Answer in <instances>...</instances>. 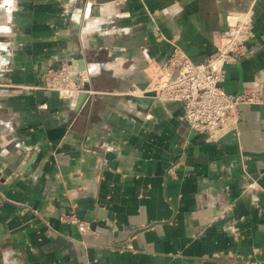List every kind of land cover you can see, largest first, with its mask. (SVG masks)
Listing matches in <instances>:
<instances>
[{
    "label": "crops",
    "instance_id": "obj_1",
    "mask_svg": "<svg viewBox=\"0 0 264 264\" xmlns=\"http://www.w3.org/2000/svg\"><path fill=\"white\" fill-rule=\"evenodd\" d=\"M248 10L225 91L260 100L235 131L207 141L181 102L127 94L173 45L203 62ZM64 63L92 66L88 97L40 88ZM79 262L264 264V0H0V264Z\"/></svg>",
    "mask_w": 264,
    "mask_h": 264
},
{
    "label": "built area",
    "instance_id": "obj_2",
    "mask_svg": "<svg viewBox=\"0 0 264 264\" xmlns=\"http://www.w3.org/2000/svg\"><path fill=\"white\" fill-rule=\"evenodd\" d=\"M222 29L214 39V50L201 63L193 62L177 45H173L167 58L156 65L144 89L134 84L128 95L150 97L154 100L179 101L183 105L184 119L189 128L207 141H216L237 129L240 118L239 106L260 100L257 84L240 93L225 91V66L249 55V42L254 36L250 10L243 13H224ZM157 39L162 35L154 31ZM92 66L84 72L70 64L48 68L42 75V89L54 91L59 98H71L87 92ZM174 167L168 174L174 177ZM59 220L74 225L81 235L89 233L88 223L74 212L61 213ZM75 264H87L79 262Z\"/></svg>",
    "mask_w": 264,
    "mask_h": 264
},
{
    "label": "water",
    "instance_id": "obj_3",
    "mask_svg": "<svg viewBox=\"0 0 264 264\" xmlns=\"http://www.w3.org/2000/svg\"><path fill=\"white\" fill-rule=\"evenodd\" d=\"M224 17H225V14L223 15V22H224ZM78 65H79V69H80V68H83V67L85 66L83 61H81L80 63H78ZM77 96H78L80 99H82V98H84V97H88L87 92H80V93L77 94ZM149 98H150V97H149ZM151 99H152V98H151Z\"/></svg>",
    "mask_w": 264,
    "mask_h": 264
},
{
    "label": "rangeland",
    "instance_id": "obj_4",
    "mask_svg": "<svg viewBox=\"0 0 264 264\" xmlns=\"http://www.w3.org/2000/svg\"><path fill=\"white\" fill-rule=\"evenodd\" d=\"M155 37H156V36H155ZM156 38H157V37H156ZM62 65H63V64H61L60 66H62ZM58 67H59V66H58ZM54 68H56V67H54ZM42 81H43V77H42ZM42 84H43V83H41V85H40V88H41V89H42V87H41ZM48 91H50V90H48Z\"/></svg>",
    "mask_w": 264,
    "mask_h": 264
},
{
    "label": "bare ground",
    "instance_id": "obj_5",
    "mask_svg": "<svg viewBox=\"0 0 264 264\" xmlns=\"http://www.w3.org/2000/svg\"><path fill=\"white\" fill-rule=\"evenodd\" d=\"M77 71L84 72L85 70L82 69V70H77Z\"/></svg>",
    "mask_w": 264,
    "mask_h": 264
}]
</instances>
